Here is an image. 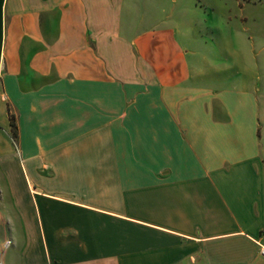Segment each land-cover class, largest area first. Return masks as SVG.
I'll use <instances>...</instances> for the list:
<instances>
[{"label": "crops", "instance_id": "crops-1", "mask_svg": "<svg viewBox=\"0 0 264 264\" xmlns=\"http://www.w3.org/2000/svg\"><path fill=\"white\" fill-rule=\"evenodd\" d=\"M155 6L0 0V264H264V91Z\"/></svg>", "mask_w": 264, "mask_h": 264}, {"label": "rangeland", "instance_id": "rangeland-1", "mask_svg": "<svg viewBox=\"0 0 264 264\" xmlns=\"http://www.w3.org/2000/svg\"><path fill=\"white\" fill-rule=\"evenodd\" d=\"M155 1L154 10L165 18L171 17L182 26L192 25L201 35L214 36L216 42L240 44L251 57L247 62L242 53L244 74L264 91V0Z\"/></svg>", "mask_w": 264, "mask_h": 264}, {"label": "trees", "instance_id": "trees-1", "mask_svg": "<svg viewBox=\"0 0 264 264\" xmlns=\"http://www.w3.org/2000/svg\"><path fill=\"white\" fill-rule=\"evenodd\" d=\"M12 125H13V127H14V122H13V120H12Z\"/></svg>", "mask_w": 264, "mask_h": 264}, {"label": "built area", "instance_id": "built-area-1", "mask_svg": "<svg viewBox=\"0 0 264 264\" xmlns=\"http://www.w3.org/2000/svg\"><path fill=\"white\" fill-rule=\"evenodd\" d=\"M262 252H264V248L262 249Z\"/></svg>", "mask_w": 264, "mask_h": 264}]
</instances>
